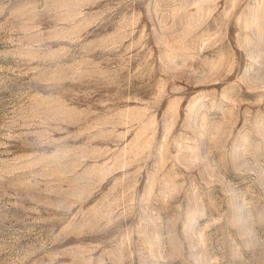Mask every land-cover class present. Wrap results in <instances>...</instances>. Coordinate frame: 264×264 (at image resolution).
<instances>
[{
  "label": "rangeland",
  "instance_id": "rangeland-1",
  "mask_svg": "<svg viewBox=\"0 0 264 264\" xmlns=\"http://www.w3.org/2000/svg\"><path fill=\"white\" fill-rule=\"evenodd\" d=\"M0 264H264V0H0Z\"/></svg>",
  "mask_w": 264,
  "mask_h": 264
}]
</instances>
